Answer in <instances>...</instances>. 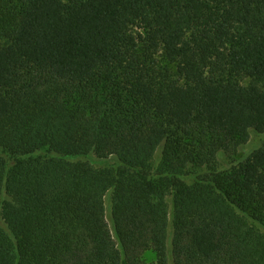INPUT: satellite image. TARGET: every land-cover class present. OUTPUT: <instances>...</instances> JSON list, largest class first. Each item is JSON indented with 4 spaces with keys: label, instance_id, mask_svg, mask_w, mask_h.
<instances>
[{
    "label": "trees",
    "instance_id": "trees-1",
    "mask_svg": "<svg viewBox=\"0 0 264 264\" xmlns=\"http://www.w3.org/2000/svg\"><path fill=\"white\" fill-rule=\"evenodd\" d=\"M263 131L264 0H0V264H264Z\"/></svg>",
    "mask_w": 264,
    "mask_h": 264
},
{
    "label": "rangeland",
    "instance_id": "rangeland-1",
    "mask_svg": "<svg viewBox=\"0 0 264 264\" xmlns=\"http://www.w3.org/2000/svg\"><path fill=\"white\" fill-rule=\"evenodd\" d=\"M162 60V59H161ZM247 80H244V83H246ZM264 144V131L261 133L258 132H251L250 133V137L248 142L242 146L241 148L238 149V151L236 152V154H234L232 157H221L220 159V167L222 169L229 167V165L231 163H236L239 161H243L245 159V157L248 155V153L253 149V148H257L260 147ZM0 154L1 150H0ZM38 155L41 156H45L47 155V151L45 149L39 151ZM83 160H86L92 164H108L111 160H107V162H104L102 160H97L93 157L90 158H83ZM111 163V162H110ZM110 205V201H109V197L106 198V206L109 207ZM154 254L152 252H147L145 255H143L145 257V259L147 261H153L155 256H153Z\"/></svg>",
    "mask_w": 264,
    "mask_h": 264
}]
</instances>
